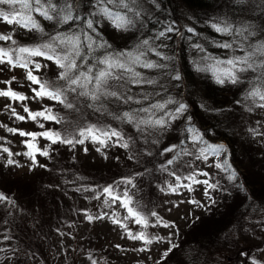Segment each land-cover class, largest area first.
Wrapping results in <instances>:
<instances>
[{"label":"trees","instance_id":"obj_1","mask_svg":"<svg viewBox=\"0 0 264 264\" xmlns=\"http://www.w3.org/2000/svg\"><path fill=\"white\" fill-rule=\"evenodd\" d=\"M100 1L51 0V3L56 5V11L50 13L54 17L52 20L45 19L35 11L30 13L32 19L40 25V30H30L18 23H7L0 18V21L6 26L11 24L19 29L13 40L15 43L0 39V49L9 50L15 60L19 55L15 50L19 47H38L52 42L51 38L57 35L66 37L78 35L81 40V48L80 56L75 58L77 69L73 75L76 72L88 73V70L91 69L89 74L94 78L99 71L106 69V65L100 63L106 57L111 58L114 62L127 64L131 62L130 55L134 57L141 53L142 62L152 63L156 67L146 68L141 64H132L133 70L140 74V83L134 82L136 78L131 73L113 67L109 70L111 75L104 83L102 91L116 92L117 96L100 94L99 98L93 101L88 96L79 95L83 91L81 88H77L76 91L67 89L66 81L60 79L63 69L54 61L42 56L28 57L25 53L23 55L26 59L31 61L41 59L45 64L46 70L43 73H35L41 83L47 82L49 87L64 89L66 103L73 105L68 108L65 104L47 96H36L34 90H39V85L31 82L30 90L33 94L35 111L38 113L50 110L51 114L57 117L56 120L40 117L41 120H31V122L37 124L47 122L48 127L43 129V133H58L61 139H72L74 142L81 138L80 131L89 127L116 130L123 139L112 137L111 140L124 149L128 161L123 164L124 168L119 170L110 168L109 171L115 173L123 183H125L127 173L133 174L138 171L135 176L140 173L142 176H145L146 173L149 176L154 175V178H150L146 182L147 191L150 190L153 183H156L158 176L163 173L165 175L167 171L172 173L177 171V166L168 169L172 165L169 163V159L174 157L173 153H170L171 145L173 144L174 147L180 145L181 147L183 142L188 141L189 134L192 138H199L196 146L204 151L211 152L212 143H218L220 147H223L224 143L222 144L221 140L230 146L233 145L232 149L237 152V156L233 154L231 162L240 167L242 162H239L238 156H244L236 149V134L238 130H241L239 125L245 121L246 109L253 108L254 101L261 97L260 95L253 96L251 93L263 89L260 93L264 94V65L262 66L261 57L263 48H250L258 43H264V5L246 0H141L143 7L133 9L129 0H125L128 4L127 8L123 7L119 0H114L113 3L122 7L116 6L112 12L119 13L131 21L130 24L120 28L115 24L112 26L113 20L107 16L100 17L99 10L97 12L95 8V6L101 5ZM47 3L48 0H44L42 4L47 6ZM103 4H105L104 8L109 9L111 3L105 0ZM65 5H70L73 18L61 22L57 14L63 15L60 13V9ZM7 6L9 9L6 8ZM36 6L32 5L33 8ZM0 11L19 14L17 18L21 15H29L20 3L14 6L0 5ZM89 20L92 21L91 28L87 24ZM217 27L227 28L228 31H217ZM242 27L252 31L254 29L252 36L247 35L244 30L242 31ZM169 29L171 30L169 31ZM85 35L94 41L91 49L87 47ZM144 41H147V44H144ZM225 45H229V47H225ZM54 46L58 55L66 54L70 48L67 45H60L59 41H55ZM248 49L250 55L244 53ZM244 56H249L248 62L252 64V68L237 64L235 83L228 78H224L223 83L217 82L214 70H225L230 67L226 63L218 62L235 60ZM1 65H8L12 69L17 68L7 62L1 63ZM28 68L32 70L31 63ZM240 68L245 70L239 71ZM177 75L179 79L175 78ZM87 88L88 91H92L93 85L89 84ZM260 100L264 104V99ZM157 104H162L164 107L162 109L152 107ZM180 105L185 106L184 110L177 113L176 109ZM144 108H151V113L139 111ZM125 112H132L139 119L149 118V116L151 119H163L165 127L173 125L176 141L174 140L170 145L166 144L163 132L153 134V138L149 137L146 131L157 128L156 125L141 124L137 126V123L121 118ZM169 113L174 116L168 115ZM17 117L9 115L7 120L12 123L22 121ZM189 118L194 122L188 120ZM9 133L14 134L15 131H9ZM43 137L46 146L43 152H38L37 145L33 141L36 138L40 139V136L37 134L34 137L27 136L28 144L33 145L32 148L28 147L29 151L33 153L34 158L39 156L37 161L41 174L43 175L44 171L49 178L40 184L28 182L20 188L18 181L11 174L9 159L0 154V186L7 182L6 187L8 188L12 182L11 187H14L21 196H29L32 206L38 205L42 207V211L45 207L39 203L49 204L63 201L65 205L68 197L66 195L69 191H74L78 187L79 189L85 188L87 183L85 171H90L74 155L72 158H69L68 154H64L65 157L62 155L63 152L59 145L64 144L66 147H72L73 143H61L59 140L54 143L45 136ZM124 143L127 144V147L121 146ZM252 145L251 149L256 152L250 151L248 148L249 154L247 153L245 156H249L250 160L246 166L239 168L240 173L243 174L241 177L234 166V171L237 174L235 173V176L232 177L233 181L224 191L225 204L216 209L207 210V213L198 217L201 220H196L191 230L183 231L184 236H187L183 243L188 242L190 253L196 249L200 252L201 249L197 244L201 240L211 241L216 247H219L229 240L227 239L228 235L238 230L242 218L238 211L243 207L242 204L248 202L250 198L248 187L253 190L255 196L258 195L264 199V151L259 154L255 149V144ZM174 153L180 154V148H176ZM218 156L222 157L221 154ZM223 158L225 159V157ZM223 158L222 160H224ZM241 160L243 161V158ZM130 161L132 164H129ZM178 161L180 162L179 159ZM61 162H63V166H61ZM225 168L229 170L226 165ZM152 170L154 173L150 175ZM91 178L92 176L89 180ZM137 181L138 179L133 181L134 186H137ZM132 192L136 194L133 190ZM229 200H232L233 203H230ZM55 205L53 203L52 206ZM59 206L60 204L57 207ZM130 209L143 219L146 215L144 220L149 225L151 220L147 217L150 212L146 209L144 201ZM53 210L54 212L48 214L44 211L36 214L33 209L32 215L41 216L39 219L34 216L30 217L29 212L26 211H23L21 215L0 211V252L9 250L10 246L7 243L12 238L17 241L15 251L18 258L21 259L20 261L17 258L16 264H24L23 259L25 258L35 261L37 256L34 253H38L42 259H47L51 254L52 245H54L53 238L61 226L60 212L58 208H53ZM24 215H26L25 218ZM11 231H14L15 235H10ZM31 236L33 237L27 240ZM20 237L25 238L26 245L21 244ZM236 239L234 237L230 243L236 245ZM191 240L194 241L190 246ZM17 245H20V251L17 250ZM24 246L28 248H23ZM186 255L190 256L187 253ZM188 260L191 261V256ZM225 263L229 264V262ZM0 264H2L1 261Z\"/></svg>","mask_w":264,"mask_h":264},{"label":"rangeland","instance_id":"obj_2","mask_svg":"<svg viewBox=\"0 0 264 264\" xmlns=\"http://www.w3.org/2000/svg\"><path fill=\"white\" fill-rule=\"evenodd\" d=\"M104 1L101 0V5L95 6L97 12L99 10L100 17L104 16L101 11L105 6ZM107 1L109 2V0ZM129 1H131L133 9L143 7L141 0ZM246 1L264 5V0ZM41 3H44V0ZM116 6L121 5L111 3L110 11H113ZM6 8L9 9L8 6ZM114 24V21L111 22L112 26ZM241 29L249 36H252L254 32V29L253 31L244 27ZM18 30L17 26H11V24L6 26L0 21V36L11 38L5 41H13ZM263 44L258 43L250 48L259 47L258 49H260ZM244 53L251 54L249 49ZM261 57L263 66L264 48ZM37 64L40 65L39 69L35 68ZM31 68L34 76L36 72L43 73L46 70L41 59L31 61ZM27 76L28 71L23 68L12 69L10 66H3L0 63V91L11 89L26 97L24 100H16L0 95V154L13 161L11 174L18 181L20 188L28 182L40 184L49 179L47 173L43 171L42 175L41 169L38 168L37 158L39 156L34 158L32 152V155L27 154L30 153L27 136L32 137V135L20 134L23 132L40 136V139L36 138L33 143L37 145L38 152H43L46 146L43 129L47 128L48 124L47 122L43 124L33 122L41 120L40 116H37L36 119L29 118V113L37 112L30 90L31 81ZM262 90L260 89L259 92L262 93ZM262 95L264 94L260 96ZM260 99L261 97L254 101L253 108L249 107L246 112L244 111L245 121L239 125L241 130H238L236 134V149L244 156H238L239 162H242L240 167L231 162V156L237 153L232 149L233 145L222 143L223 147H220V144L212 143L210 149L212 151L208 152L197 148L196 143L199 138H192L189 134L188 141L183 142L181 147L180 145H175V147L173 144L171 145L170 153H173L174 157L169 159L172 165L168 169L177 166V171L175 173L167 171L165 175L163 173L158 176L156 183L152 184L149 191H147L146 182L148 179L154 178V175L149 176L146 173L145 176H142L140 173L135 176L138 171L133 174L127 173L125 183H123L115 173L109 171L110 168L116 170L124 168L123 164L128 161L124 149L120 148L118 144H114L115 142L111 139L106 144H100L90 138L81 137L76 141L83 139V143L74 142L72 147H66L64 144L59 145L63 156L68 154L69 158H72L74 155L76 159L84 163L85 168L90 169V171H85L87 183L83 189L78 187L74 191H69L66 195L68 197L65 205L63 201L53 202L56 204L55 206H52L53 203H39L45 207L43 211L47 214L54 212L53 208H58L61 226L53 238L51 257L49 258V255L47 259H42L38 253H34L37 259L31 261L25 258L23 259L24 264H226L225 262H229V264H264V199L258 195L255 196L250 187L247 189L250 193L249 201L243 203V207L238 211V214L242 215L241 224L238 230L233 232L234 234L228 235L227 239L229 240L219 247H216L211 241L201 240L197 244L201 249L200 252L196 249L191 253L188 249V242L183 243L187 239L183 231L191 230L195 221L201 220L198 218L199 216L207 213L209 209H216L225 204L224 191L233 181L231 173H236L235 167L240 173L239 168L246 166L250 160L249 156H245L247 153L249 154L248 148L250 151L256 152L251 149L252 144H255V149L259 154L264 151V104ZM9 115L22 116L24 119L15 122V124L7 120ZM31 120L33 121L31 122ZM188 120L194 122L191 118ZM156 127L151 131H146L149 137L153 138V134L163 132L166 144L170 145L174 140L176 141L173 125L169 127L156 125ZM9 129L15 130V133H9ZM191 133H193L192 130ZM176 148H180V154L174 153ZM216 148H220V151H213ZM220 154L221 158L218 156ZM129 164L132 162L130 161ZM217 165H221V167H217ZM225 165L229 170L225 168ZM61 166H63V162H61ZM94 172L101 175H96ZM153 173L152 170L150 175ZM242 175L240 173V177ZM90 176L92 178L89 180ZM178 177L179 179H177ZM137 179L140 183L137 181V186H134L133 181ZM185 185H189L190 188ZM210 185L214 187H210ZM6 186L7 182L0 186V195L7 197V199H0L1 212L7 211L21 215L23 211H26L29 212L30 217L34 216L38 219L41 217L36 214L43 212L42 207L32 206L30 197L21 196L14 187H11L12 182L8 188ZM171 188L176 190L172 191ZM105 189H111L113 196L119 198L113 199V196H109ZM230 195L232 194L230 193ZM122 201L129 202L125 206ZM143 201L146 209L150 212L147 218L151 220L146 226L144 223H137L136 215L129 212L132 206L143 203ZM229 201L233 203L232 200ZM59 204L60 206L57 207ZM226 205L228 204L226 203ZM33 209H35V215H32ZM153 213L155 215H152ZM25 217L26 215H24ZM129 233L132 236H139L143 233L147 240H151V243L142 239H132ZM9 234L15 235L14 231ZM32 237H28L27 240ZM234 237L237 238L236 245L230 243ZM19 241L21 244H27L24 237H20ZM193 241L191 240L190 246ZM16 242L10 238V242L7 243L10 246L9 250L0 252L2 264H16L18 258L15 251ZM16 248L20 251L21 247L17 245ZM23 248L28 247L24 246ZM186 253L191 256V261L188 260L190 256H187ZM19 260L21 261V259Z\"/></svg>","mask_w":264,"mask_h":264},{"label":"snow or ice","instance_id":"obj_3","mask_svg":"<svg viewBox=\"0 0 264 264\" xmlns=\"http://www.w3.org/2000/svg\"><path fill=\"white\" fill-rule=\"evenodd\" d=\"M114 0H109V3H113ZM17 3H20L22 8L26 9L29 13V15L26 16H19V14H10L7 12L0 11V18H2L5 22L7 23H18L23 27H26L28 29H37L40 30V25L36 23L30 13L32 11H35L39 13L41 16H43L47 20H52L54 17L51 15V12L56 11V5L51 3V0H48L47 6L41 3V0H0V5H9V6H14ZM35 4L37 5L35 8L32 7V5ZM120 4L127 8L128 4L125 2V0H120ZM103 14L107 16L110 20H113L115 22V25L117 27L123 28L127 24H130L131 21L127 20L124 16H121L119 13H114L110 11L107 8L101 9ZM131 11V9H129ZM60 13H63V15H60L59 13L57 14L60 18L61 22H66L71 20L72 17V12L70 5H65L64 8L60 9ZM138 15V13H137ZM88 27H92V21L89 20L87 22ZM171 29H169L170 31ZM191 31V29H189ZM217 31H228L227 28H220L217 27ZM163 35V33H161ZM0 39L7 40L11 39L10 37L7 36H0ZM52 42L50 43H45L42 44L38 47L34 48H28V47H19L15 51L19 54L15 60H13V57L11 55V52L9 50L5 49H0V63H5L7 62L10 64L12 67H23L28 71V76L27 78L34 84L39 85V90H34L36 96H47L50 99L57 100L61 104H65L66 107L71 108L73 105L71 103H66V96H64V89L57 87V88H52L49 87L47 82L41 83V81L34 75H32V70L28 68V65L31 63L30 59H26L23 54L27 53L28 57L32 56H42L45 59L52 60L54 61L63 71L60 74V79H63L66 81V87L67 89H70L71 91H76L77 88L83 89L79 93V95L82 96H88L90 99L93 101L97 100L99 98V95H111V96H117L116 92H106L102 91V87L104 83H106L107 78L111 75V72L109 71L113 67H118L121 69H124L125 71L129 72L132 74V76L136 79H134L135 83H140V74L135 72L133 70L132 64H141L143 67L146 68H151V67H156V65L152 63H147V62H142L140 59V55H136L132 57L130 55V63H118L114 62L111 58L106 57L104 60L100 61V63H103L106 65V69L99 71L97 75L93 78L89 73L91 72V69L88 70V73L85 72H76L75 75H73V72L77 69V64H76V57L80 56V48H81V40L80 37L77 36H72V37H66V36H60L57 35L56 37H52ZM85 40L87 41V47L89 49L92 48V45L94 41L92 40L91 37L85 35ZM59 41L60 45H67L70 46L69 51L64 54V55H58L56 52V47L54 46V42ZM13 43H15L13 41ZM144 44H147V41L143 42ZM225 47H229V45H225ZM261 48H264V46H261ZM249 56H244L237 58L235 60H228L226 62H218V63H226L230 67L225 69V70H214V75H216L217 82L223 83L224 78L230 79L233 83L236 81V70H237V64H243L247 65L248 68H252V64L249 62ZM40 65H35L36 69H39ZM239 71L245 70L244 68L238 69ZM176 79H179V76L177 75L175 77ZM94 81V83H93ZM150 82V81H149ZM89 84L93 85V90L88 91L87 86ZM0 95L2 96H9L12 99L16 100H24L26 97L23 95H20L16 92H13L11 89L7 91H0ZM253 96L261 95V93L256 90L251 93ZM262 99H264V95L261 96ZM131 99V97H129ZM153 108H159L162 109L164 105L162 104H157L153 105ZM184 105H180L177 109L176 112H182L184 110ZM27 111V109H25ZM139 111L145 112V113H151V108H144L140 109ZM168 115L174 116V114L169 113ZM29 116L32 119H36L37 116L43 117L45 119H52L56 120L57 117L53 116L50 112V110H46V112H38V113H29ZM18 119L23 120L24 117L18 116ZM122 119H126L128 122H135L137 123V126L144 124V125H150V126H164L165 121L163 119H151L150 116L149 118L145 119H139L134 113L132 112H125L123 113V116L121 117ZM9 131H15L13 129H9ZM21 135H32L33 137L35 134H28V133H20ZM43 135L48 138L49 140H52L54 143L59 140L61 143H68L72 144L74 141L72 139H61L58 133H50L46 132L43 133ZM79 135L85 139H92L94 142H98L100 144H106V142L112 137H116L117 139H123L121 137L120 133L117 132L116 130H102V129H97L95 127H89L86 130L80 131ZM77 143H83L84 140H78L75 141ZM122 147H127V144L124 143L121 145ZM29 148H32L33 145L28 144ZM222 147V146H221ZM99 150V149H98ZM5 151H7L5 149ZM213 151L218 152L220 151V148L213 149ZM28 155H32V153H27ZM47 154V153H43ZM9 164L13 163V161L9 160ZM171 163V161L169 162ZM217 167H221V165H217ZM206 175V174H204ZM235 176V173H232V177ZM179 179V177L177 178ZM196 182V181H194ZM128 183H131V181H128ZM204 183H207V181H204ZM171 187V186H170ZM185 187H189V185H185ZM210 187H214L211 186ZM172 191H175V188H171ZM105 191L109 194V196H113L112 190L111 189H105ZM125 196H127V193H125ZM119 197L113 196V199H118ZM0 199H7V197H4L3 195H0ZM129 201H122V204L125 206L127 205ZM130 214H134L137 217V223H144L146 226V220H144L142 217L139 216L138 213H133L132 209H129ZM152 215H155L153 213ZM89 219H92V217H89ZM130 237L132 239H142L145 240L147 243H151V240H147L146 237L144 236L143 233H141L139 236H132L131 233H129Z\"/></svg>","mask_w":264,"mask_h":264},{"label":"water","instance_id":"obj_4","mask_svg":"<svg viewBox=\"0 0 264 264\" xmlns=\"http://www.w3.org/2000/svg\"><path fill=\"white\" fill-rule=\"evenodd\" d=\"M220 142L224 143V141H223V140H221Z\"/></svg>","mask_w":264,"mask_h":264}]
</instances>
